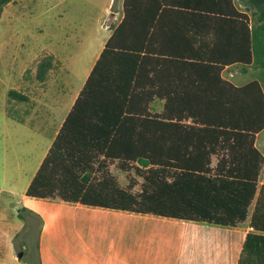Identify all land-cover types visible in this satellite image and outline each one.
<instances>
[{
	"label": "trees",
	"instance_id": "16d2710c",
	"mask_svg": "<svg viewBox=\"0 0 264 264\" xmlns=\"http://www.w3.org/2000/svg\"><path fill=\"white\" fill-rule=\"evenodd\" d=\"M9 1L0 0V12ZM159 1L171 7L175 24L185 30L223 22L244 27L247 58L238 54L231 58L250 61L254 33L233 0H227L229 14L210 7L211 0ZM246 2L253 13L258 9L264 27V0ZM124 26L122 20L87 80L89 85L98 77L107 89L123 94L121 108H72L25 196L219 226L242 224L264 163L254 146L255 134L264 129V95L258 82L237 87L224 80L222 64L214 62L219 58L205 46L165 48L153 56L146 46L117 44L115 37ZM51 57L38 62V80L46 77ZM148 75L190 79L168 81L173 84L170 94L149 97L144 108H136L146 87L142 78ZM182 87L185 91L178 95L176 90ZM8 94L16 100L25 98L15 90ZM154 99H164L161 112L149 108ZM214 156L217 161L212 165ZM113 163L142 178L139 192L117 184L109 170Z\"/></svg>",
	"mask_w": 264,
	"mask_h": 264
},
{
	"label": "crops",
	"instance_id": "0c3cea01",
	"mask_svg": "<svg viewBox=\"0 0 264 264\" xmlns=\"http://www.w3.org/2000/svg\"><path fill=\"white\" fill-rule=\"evenodd\" d=\"M49 1L51 5L46 11L33 16L36 26L31 30L30 54L33 58L35 51L51 55L52 66L42 81L36 78V66L29 75L21 72L17 76L14 89L25 98L14 100V108H3L0 119L3 143L13 141L14 144L15 170H22L26 175L21 191L16 193L11 188L1 191L0 195L5 193L6 198L10 195L14 204L19 203L21 208L40 217L41 264H54L56 256L67 257L68 264H264V163L246 220L233 227L25 196L28 184L72 108H121L119 97L123 94L107 89L98 77L89 85L87 80L105 43L122 20L125 26L115 37V43L125 47L146 46L153 56H158V50L165 48L205 46L208 53L219 58L214 62L222 64L220 76L224 80L237 87L257 81L264 95V27L258 9L253 13L247 0H233L234 8L247 16L248 27L255 37L254 49H250L251 59L244 62L231 58L235 54L247 58L244 27L223 22L216 27L185 30L175 24L171 7L167 8L159 0H115L116 9L105 7L94 28L88 27L87 11L79 1L64 0L69 8L62 11V16L52 7L63 0ZM80 1L85 4L88 0ZM209 5L227 14L231 12L227 0H211ZM106 12L112 19H118L114 25L106 19ZM209 14L225 17L223 13ZM150 79L156 83H150ZM182 79L190 78L143 77L146 87L142 91V103L136 108H144L149 97L170 94L173 84L167 82ZM184 91L183 87L176 90L178 95H183ZM149 108L161 112L164 99H154ZM8 135L14 137L8 139ZM254 146L264 157V129L255 134ZM216 161V157H212L211 164L215 165ZM4 173H8L7 168ZM12 184L15 186L14 182ZM33 200L50 205L51 213H43L38 204L39 209L35 208ZM4 204L0 208V238L5 243L6 236L13 231V223L7 219L9 210ZM21 208L16 206L15 213ZM15 223L21 225L18 219ZM7 249L11 258L12 250ZM0 264L7 262L0 259Z\"/></svg>",
	"mask_w": 264,
	"mask_h": 264
},
{
	"label": "rangeland",
	"instance_id": "374dc122",
	"mask_svg": "<svg viewBox=\"0 0 264 264\" xmlns=\"http://www.w3.org/2000/svg\"><path fill=\"white\" fill-rule=\"evenodd\" d=\"M55 1L58 2L59 0ZM73 1H79L81 7L85 6L84 9L87 11L89 28H94L97 25V19L103 15V9L108 5L111 8L115 2V0H88L84 4L80 0ZM68 4V2H64L63 0L52 8L62 16V11H67L69 8ZM49 5H51L49 0H10L8 3L2 5L0 12V119L3 108H14V100L16 99H13L8 92L15 90L17 76L21 72L29 75L43 57L51 56L47 53L44 54L45 52L37 53L39 51H35L36 55L34 54L33 56L36 57L34 59L30 54L31 30L36 26L33 22V16L39 11H46ZM115 5H117V1ZM115 9V6H113L111 10L114 11ZM106 16V19H110L111 26L118 21L116 18L112 19L109 12H106ZM51 58L52 66L53 57ZM36 60H38L37 63ZM8 131L10 132L11 128H8ZM2 132L3 127L0 123V192L12 188L18 193L25 185L26 175L22 170H17L16 172L15 160L12 155V150L14 149L13 141L4 144L2 141L3 137L1 136ZM7 137L11 139L14 135H8ZM5 168L8 169V173L6 174L4 173ZM9 169H11L10 173ZM109 170L120 187L126 188L130 186L133 192L140 191L142 178L133 169L129 173L123 172L113 163L109 166ZM13 182L15 186H13ZM17 197L20 199V196ZM5 198V193L0 195V208L2 209V204L5 202L4 205L9 210L7 219L13 223L11 225L13 231L9 236H6L5 243L0 238V259L5 260L7 264L41 263L38 252V236L42 225L40 217L27 209H23V207L21 208L22 205L19 203L14 204L11 201L10 195H7L6 200ZM33 201L35 202L33 205L35 208L39 209L36 206L38 204L43 213H51L49 210L50 205L45 204L44 201ZM16 206L21 208L19 212L17 211L18 214L17 212L15 213ZM63 216L65 217L64 214ZM49 217H52V214ZM15 218L18 219L21 225L15 223ZM5 244L12 250L11 258L19 263L12 261ZM18 252H22L20 259L17 257ZM66 259L67 257L65 258V256H56L54 264H68L69 259Z\"/></svg>",
	"mask_w": 264,
	"mask_h": 264
},
{
	"label": "water",
	"instance_id": "95a60500",
	"mask_svg": "<svg viewBox=\"0 0 264 264\" xmlns=\"http://www.w3.org/2000/svg\"><path fill=\"white\" fill-rule=\"evenodd\" d=\"M21 256H22V252H18V253H17V257L20 259Z\"/></svg>",
	"mask_w": 264,
	"mask_h": 264
}]
</instances>
